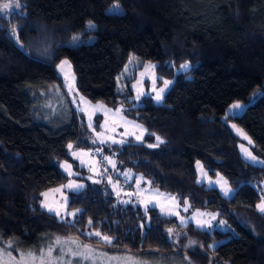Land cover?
Here are the masks:
<instances>
[{
	"label": "trees",
	"instance_id": "obj_1",
	"mask_svg": "<svg viewBox=\"0 0 264 264\" xmlns=\"http://www.w3.org/2000/svg\"><path fill=\"white\" fill-rule=\"evenodd\" d=\"M4 2L8 0H0ZM19 3L20 9L0 13V240L11 241L13 249L37 252L57 234L108 252L174 255L178 264L185 255L193 264H264V213L257 208L264 165L241 156V139L230 125L249 136L250 150L264 161V0ZM115 3L117 14L109 12ZM36 19L58 26L64 35L50 60L34 56L12 35L14 27L21 33ZM90 21L94 28L88 27ZM75 34L83 41L70 43ZM131 55L138 67L152 62L159 80L173 79L161 102L146 96L136 104L129 83L125 92L118 91L119 75ZM63 58L70 62L82 96L122 105L124 115L146 129L142 141L105 144L104 151L190 210L216 211L225 229L181 225L156 207L146 212L138 204H122L92 183L68 192L67 208L81 210L71 220L42 206L45 190L79 178L63 172L62 161L86 171L68 145L96 146L56 68ZM184 62L190 68L176 72ZM234 102L246 107L226 115ZM156 136L164 143L148 147ZM197 161L211 176L221 174L233 195L224 197L199 183ZM95 231L112 243L88 235Z\"/></svg>",
	"mask_w": 264,
	"mask_h": 264
},
{
	"label": "rangeland",
	"instance_id": "obj_2",
	"mask_svg": "<svg viewBox=\"0 0 264 264\" xmlns=\"http://www.w3.org/2000/svg\"><path fill=\"white\" fill-rule=\"evenodd\" d=\"M57 29H59V27L56 25H48L43 21L38 20V22L32 21L25 31L21 33L17 32L20 44H22L26 50L41 59L50 60L55 55L57 43L64 39V35L58 32ZM74 36L79 37L76 42H73L72 38ZM81 41H83L81 34H75L70 38L69 42L74 44ZM63 60L67 59H61L57 63L56 68L59 75L63 78L66 92L73 106L83 115V121L90 131L87 138L92 143H95L96 146L91 148H77L74 144H71L73 145V148L69 149L71 156L80 166L84 167L86 171L78 172L73 168V165L70 162L62 161L60 163L61 170L69 176L76 175L79 176V178H71L59 186L45 190L42 193V206L48 211L49 209H52V211L49 212L55 214L61 219L71 220L74 216L68 215V213L75 212L77 209L67 208V194L69 191L78 190H73L69 188L68 185L70 183H75L83 185L82 188H84L87 183H92L104 190L110 191L116 200L122 204H138L143 210L150 206L156 207L161 214L176 217L178 223L181 225L193 223L200 229H211L213 227L225 229V222L224 220L219 219V215L216 211L203 209L190 210L187 203L182 205L173 194L151 186L149 181L142 175L135 174L130 168L121 166L115 156L104 151L103 146L105 144H121L129 139H133L137 142L142 141L146 129L141 123L125 116L122 105L112 107L102 102L89 101L82 96L76 89L75 76L70 62L67 60L68 64L63 65L62 68L58 67ZM184 63H181L177 67L176 72L185 71L180 68ZM187 63L190 65L189 62ZM153 65L152 62H145L141 67H138L139 63L137 58L134 55H131L125 64L123 71L119 75L117 81L118 91L125 92L127 90L126 85L129 83L136 104H139L140 99L146 96H151L153 100L157 102L154 98L156 92L153 91V88L159 90L164 86V80H171L173 82V79L165 78L159 80L155 67H152ZM153 81H155V83H153ZM138 95L139 99H137ZM235 103H240L243 108L230 111L231 106ZM245 107L246 105L241 102H234L227 107L225 114H233V111H235L236 114H240ZM97 121L98 126L95 125L97 124ZM90 124L91 126H89ZM137 125L140 127H137ZM230 125L232 130L241 139V142L239 143V152L241 156L251 164L260 165L259 163L252 162L247 156V153L242 150L241 146H243L244 149H247V152H250L252 156H255L258 161H262L250 150L251 143H249V136L236 124L230 123ZM233 125L236 127L233 128ZM137 137H140L141 139L138 140ZM245 137H247V139ZM154 144H158L156 137ZM73 152L77 153V155L73 156ZM105 157L110 159H105ZM113 164L115 167H113ZM69 165L70 167H68ZM195 166L197 170V181H199V183H204L207 187L217 188L224 197H230L233 195L234 189L221 174L211 176L200 161H197ZM69 173H71V175ZM226 189H231V193L227 196L224 194ZM117 193L119 194L117 195ZM262 200H264V183H262L261 186V200L258 202V205L262 203ZM124 201H128V203H124ZM57 212L59 215L56 214ZM170 229H172L173 232L175 231L174 228ZM57 237L61 239V244L59 245L55 244ZM72 240H76L77 244H72ZM46 241V245L41 246L37 252H34L32 250L23 251L16 247H14V250L11 241L3 242L0 240V249H6L7 252L11 253L12 257H16L15 260H12L7 255H3L2 259L6 264H17V261H20L21 253L27 254L32 252L35 253L37 257L34 264H41L39 257L43 251L45 254L44 264H69V262H71V264H178L175 261L176 256L174 255L163 257L155 254L150 258L143 254H136L127 251L108 252L102 246L82 242L75 236H60L53 234L47 238ZM9 243L12 245L11 248L8 247ZM78 245H89L91 251L89 252L83 247H78ZM49 246H52L55 249L51 258L47 256V249ZM70 248L74 251L85 252L88 258L84 259L78 256L73 257L68 253V249ZM61 249H63V251H61ZM181 259L183 262L181 264H193L186 255ZM21 264H24V262H21Z\"/></svg>",
	"mask_w": 264,
	"mask_h": 264
},
{
	"label": "snow or ice",
	"instance_id": "obj_3",
	"mask_svg": "<svg viewBox=\"0 0 264 264\" xmlns=\"http://www.w3.org/2000/svg\"><path fill=\"white\" fill-rule=\"evenodd\" d=\"M20 9L21 8V5L19 3V0H10V2H4L2 4H0V13H5L7 12L8 10L10 9ZM109 12L110 13H113V14H117L120 12V6L118 3H115L113 4L112 8L109 9ZM89 28H94L95 25L90 21L89 22V25H88ZM12 35L16 38L17 42L20 43L19 41V36H18V32H17V29L14 27L13 30H12ZM73 42H76L79 37H76L74 36L73 38ZM21 47H23V45L21 44ZM68 64V61L67 60H63L61 61V64L58 65V67H63V65H66ZM152 67H155L154 65ZM180 68L182 70H185L187 71L189 68H190V65L185 62L184 64H182L180 66ZM153 83H155V81H153ZM173 82L171 80H164L163 81V87H161L159 90H156L155 88H153V91L156 92V95H155V100L159 103L163 100V94L165 93V91L168 89V87L172 84ZM137 99H139V95L137 96ZM243 106L240 104V103H235L231 106V109L230 111L232 110H240L242 109ZM111 111V110H109ZM119 111V110H118ZM233 114H236L235 111H233ZM227 118V117H226ZM91 126V124L89 125ZM137 127H140L139 125H137ZM233 128H235L236 126L233 125L232 126ZM146 131V130H145ZM239 131V130H238ZM152 135H155L154 133ZM247 139V137H245ZM137 139H141L140 137H137ZM156 140L158 141V144L159 143H164V141L162 140L161 137L159 136H156ZM103 142V141H102ZM249 143H251V141L249 140ZM158 144H149L148 147L152 148V147H157ZM69 149H72L73 148V145L69 144L68 145ZM242 147V150L245 151L247 153V156L250 158V160L254 163H259V164H262L264 165V161H258L256 159L255 156H252L250 152H247V149H244L243 146ZM77 153L73 152V156H76ZM105 159H110L108 157H105ZM199 163V162H198ZM70 167V165L68 166ZM113 167H115V165L113 164ZM71 175V173H69ZM199 182V181H198ZM69 188L73 189V190H79L80 188L83 187V185H79V184H75V183H70L68 185ZM231 193V189H226L224 191V194L227 196ZM119 193H117L118 195ZM124 203H128V201H124ZM257 208L261 211V212H264V200H262V203L257 205ZM49 211H52V209H49ZM81 210L77 209L75 212H72V213H68V215H72V216H75L77 215V213H79ZM145 211L147 212V208L145 209ZM57 215H59V213L57 212L56 213ZM182 223H183V220H182ZM223 223V222H222ZM92 224V221L89 220V225ZM199 226V225H198ZM168 232L169 234H172L173 230L172 229H168ZM88 235H95L96 237H99L101 241H103V243L105 244H111L112 243V238L107 236V235H102L101 232L99 231H95V232H91V233H88ZM72 244H77V241L76 240H72L71 241ZM190 243H194V242H190ZM55 244L59 245L61 244V239L59 237H57L56 241H55ZM9 248L12 247L11 243H9L8 245ZM78 247H83L84 249L88 250L89 252L91 251L90 249V246L89 245H78ZM55 251L54 247L52 246H49V248L47 249V256L49 258H51L53 256V252ZM61 251H63V249H61ZM68 253L71 254L73 257H82L84 259H87L88 256L86 255L85 252H81V251H74L73 249H68ZM3 255H7L10 259L12 260H15L16 257H12L11 253L10 252H7L6 249H0V264H6V262L2 259V256ZM44 252L42 251L41 254H40V257L39 259L41 260V264H44ZM37 259L36 257V254L35 253H32V252H29L27 254L25 253H21L20 254V261H17V264H21V262H24V264H34L35 260ZM69 264H71V262H69Z\"/></svg>",
	"mask_w": 264,
	"mask_h": 264
},
{
	"label": "crops",
	"instance_id": "obj_4",
	"mask_svg": "<svg viewBox=\"0 0 264 264\" xmlns=\"http://www.w3.org/2000/svg\"><path fill=\"white\" fill-rule=\"evenodd\" d=\"M33 21H35V22H38V20L36 19V20H33Z\"/></svg>",
	"mask_w": 264,
	"mask_h": 264
}]
</instances>
